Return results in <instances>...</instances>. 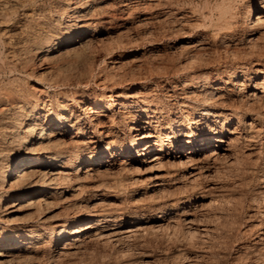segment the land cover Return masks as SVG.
Listing matches in <instances>:
<instances>
[{"label":"bare ground","instance_id":"bare-ground-1","mask_svg":"<svg viewBox=\"0 0 264 264\" xmlns=\"http://www.w3.org/2000/svg\"><path fill=\"white\" fill-rule=\"evenodd\" d=\"M162 1L0 0V68L33 78L0 84V264L77 258L91 245L114 246L143 234L148 220L158 230L201 241L228 225H211L205 210L228 205V186L214 181L221 172L250 161L256 167L262 159L264 47L257 41L264 40V0L246 9L243 21L224 2L202 16L182 5L181 12L168 6L154 17L139 14V23L170 15L180 20L176 58L150 44L123 46L98 57L91 79L86 71L72 77L56 64L63 54L89 55L104 46L105 27L123 26L141 3L148 11ZM206 19L223 48L206 41L199 28ZM241 33L248 34L245 41ZM113 168L142 170L153 194L171 186L179 195L151 204L159 212L154 218L125 219L118 204L103 206L104 192L83 195L94 177ZM260 171L250 202L263 204L264 167ZM186 188L195 204H183ZM55 205L60 213L46 216ZM244 218L240 233L248 242L240 240L233 259L256 264L264 259V207ZM140 256L144 263L147 254Z\"/></svg>","mask_w":264,"mask_h":264},{"label":"rangeland","instance_id":"rangeland-1","mask_svg":"<svg viewBox=\"0 0 264 264\" xmlns=\"http://www.w3.org/2000/svg\"><path fill=\"white\" fill-rule=\"evenodd\" d=\"M260 1L261 0H163L161 6H158L157 8H152L148 11H145L147 9H143L144 6H141L143 5V2L141 1L142 3L139 5V7H137L138 10L133 7L135 10L132 11V19H128V21L123 26L112 24L104 28V30L106 29L104 34V37H106L104 46H96L95 50L93 48L89 52V55H81L82 57L78 56L81 57L79 59H77L78 57L76 58V56H74L72 53H67L65 55L63 54L61 55V57H59L58 61H56V64L60 65L61 68L63 67L62 72L65 71V73L72 77H79V75H83L85 71L87 72L86 75L88 78L90 76L93 77V75H95L98 70L96 69L98 57L105 55L108 51L116 50L118 48L121 49L123 46L135 44H150L155 47H159L160 49L162 48L161 50H163L164 48L166 49L167 55H169V57L171 58H174L175 56L177 57V55L172 54L173 47L174 45H176V43L181 40V29H177V26L179 27L178 21L180 20H175V17L172 15L167 16V19H163V17L161 16V20L158 19L160 22L153 18L151 19L152 21L148 20L145 21V23L140 22L142 24L141 25L138 22L139 14H145L147 17L150 16V12L152 13V15L154 13L157 14V12L163 14V12L166 11L168 6H171V8H173V11L181 12L182 5L184 6L183 8L186 10L195 9V12H197L196 14L198 15L202 12V14H200V16H202L205 12H212L215 14L219 5L224 2L230 3L231 12L237 14L238 19L240 20V18L242 17L240 15H242L243 12L246 11V9H250L252 5L259 6L260 4H262V2ZM128 4V6H131L132 8L133 2H129ZM140 9L143 12L140 11ZM244 19H246V17L243 16L241 21H243ZM212 25L213 24L210 23L208 19H206L202 22V25L199 26V28H202L208 34L209 40L206 41L210 42L212 38L217 45L219 43L218 48H223L220 42L222 36L216 35L214 33L213 30L215 29L214 26L212 27ZM247 35V33H244V35L242 36L241 33L238 37H243V40L245 41V39L248 38ZM257 44L262 45L264 47V40L259 39L257 41ZM142 48L143 46H138L137 50L142 51ZM2 50L3 49L0 45V51ZM164 53V51L158 52V54H160L159 56L161 57L162 54L163 57L165 56ZM131 54L125 59V61L129 62L133 58L134 55ZM149 57H147L148 61L146 59L145 63L151 61L152 56ZM158 57L156 56L157 59ZM70 61H72V64H70ZM47 62V64L51 63L50 61ZM261 62H264V57L262 58ZM3 67L4 68H0V84L13 83L16 85H22L30 83L31 80H33V78H24L21 75L20 71L13 70L7 67V65ZM26 68L28 70L33 69V71H35L34 73H36L37 68L34 65L32 67V64L28 63ZM90 72H92V74ZM260 75L261 76L259 78H262L263 73H261ZM91 77L89 79H91ZM261 156L262 159L258 162L256 167L253 164L251 165L253 161H250L249 163L246 162V165L243 164L245 167L243 165L241 166L233 164L232 166L227 167L223 171V173L221 172L218 178L214 180L218 184L222 183L228 186L230 192V195L228 197L229 200H227L226 202L228 203V205L224 204V202L222 204L217 203L212 206H209L205 210V216L207 218L209 217L208 220L210 224H216L220 221L225 220V224L228 225H226L227 227L225 226L224 229L218 228L219 230L217 229L216 233L214 234L215 236H213L214 239L211 236L208 237L206 240L203 239L202 241L200 238L198 239L197 237V239L190 238L183 231H180L181 233L178 231L176 232V234H173L168 231L165 232L158 230L156 227H154L156 223L150 222L148 220L159 215V212L154 207H151V204L155 203V207H158L157 204L163 202L164 200H166V198L168 199L177 196L178 193L175 192V190L173 189L174 187L168 186V191L165 192V194L163 195L161 192L153 194L152 191H150V189L148 188L149 185H147L145 182V177H147L148 175L146 172L142 170H133L118 173V171H116V169L114 168L108 170L106 173L94 177L93 183H91L89 187L86 188L87 190L85 189V192L83 193L84 197H92L94 190H98V193L104 192L105 198L107 199V205H103L105 208L108 207V204L110 203L118 204L123 209V218L136 220L137 218L142 217L144 218V220L149 221H147L145 225L149 230L147 229L148 231L144 232L143 234L139 233L138 235L130 237L129 239L114 246H112L111 244H107V246L104 243L91 245L89 246V248L87 247L86 250L84 249L82 253L77 255V258H64L50 263H45L47 261H42L44 262L42 264H249L243 260L235 261L233 259V254L237 247L236 245L240 242V240L241 242L245 243V246L247 245L246 242H248V239H243L244 237L240 233L242 227L248 223V221L246 220L247 218L245 219L244 217H246V214L249 211L253 209L262 210L264 207V203L262 204L260 201L256 203L250 202L252 201L251 197L254 195L253 191L259 184L258 181L255 179V176H258L261 172V168L263 169L264 167L262 166L264 165V149L261 152ZM243 169L245 170V172H241V170ZM233 170L235 172L238 170V173H235ZM135 177L141 180L140 182H137L138 184L133 183ZM99 181L102 183V186ZM187 190L188 188L181 189L180 191L183 194V204H195L194 200L190 197L189 190ZM151 194H153L152 197H149V195ZM240 201L243 205L242 208L237 207L239 205L238 202ZM256 204L259 205V208H257ZM59 210H61L60 205H55L50 211L46 213V216H57L56 214L60 213ZM236 211L240 212L237 213ZM215 220H218V222H216ZM232 222L234 224H232ZM149 226L153 227H151L152 230ZM235 227L237 228V231L235 230ZM141 253L147 254L144 263L141 262ZM256 264H264V259L262 261L258 259L256 261Z\"/></svg>","mask_w":264,"mask_h":264}]
</instances>
